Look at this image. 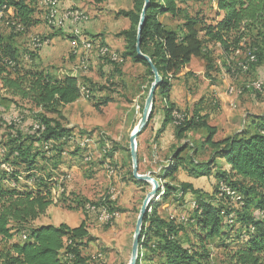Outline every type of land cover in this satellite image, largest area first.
<instances>
[{"label": "trees", "instance_id": "obj_1", "mask_svg": "<svg viewBox=\"0 0 264 264\" xmlns=\"http://www.w3.org/2000/svg\"><path fill=\"white\" fill-rule=\"evenodd\" d=\"M148 1L139 39L140 52L149 58L161 77L149 121L156 101L162 102L163 123L157 134L162 133L166 125H172L178 145L168 159L172 166L159 177L170 184H165L157 195L160 203L169 196L178 202L191 195L194 208L188 219L178 222L158 212L160 203H151L143 218L136 264H212L208 243L214 240L236 243V249H224L229 252L227 264H264V115L246 117L242 131L215 140L216 131L208 124V114L203 113L200 102L191 113H185L169 101L172 80L192 59L203 62L207 80L222 70L233 74L264 68V0H214L216 15L211 23H206L198 14L188 16L178 7L179 0ZM39 2L0 0V30L3 26L13 33L30 35V30L39 24L33 17L35 8L45 17ZM106 2L92 0L94 6ZM143 7L144 0H132L130 10L116 14L129 22L128 29L117 35L124 41L123 52L114 51L119 60H97L113 66L114 73L119 76L121 72L117 67L123 62L140 64L149 78L150 88L151 69L136 55L137 29ZM11 11L12 15H8ZM181 15L180 25L173 29L161 22L162 17L176 21ZM43 22L45 25L44 18ZM62 31L52 29L47 39L62 35ZM66 36L70 41L75 40L72 34ZM81 36L109 48L99 36L94 39L85 34ZM24 53L29 61L36 57V52L24 50ZM20 54L13 40L0 33V88L6 96L25 102L32 109L28 112L31 120L28 129L22 130L19 123L8 124L7 140L0 143V264H88L91 258L84 256L82 251L86 244L95 242V238L89 234L85 222L75 228L66 224L33 226V223L57 204L52 197L56 186L52 182L54 172L62 164L65 146L76 139L72 129L62 125L61 112L83 96L91 98L92 89L81 86L77 77L57 78L46 70L26 67ZM99 101L96 107L111 102L106 98ZM11 103L16 105L17 102ZM173 113H178L180 120ZM35 125L39 128L33 130ZM198 132H203L204 136L195 148L187 135ZM206 148L210 151L208 158L199 160V150ZM76 149L85 156L87 148ZM118 150L123 149L105 142L103 157L110 161ZM124 151L130 162L129 150ZM217 160L222 161L224 168L216 172ZM128 165V176L123 180L145 189L148 183L134 180L131 163ZM110 166L115 174L117 165L111 162ZM181 168L189 178H213L216 184L213 195L209 197L189 183H177L175 176ZM21 178L24 185L20 184ZM174 183L177 184L174 186ZM222 184L231 196L221 190ZM102 203L100 200L88 204L99 207ZM107 204L117 213L125 212L116 206V201L107 200ZM19 234L24 240L14 242Z\"/></svg>", "mask_w": 264, "mask_h": 264}, {"label": "rangeland", "instance_id": "obj_2", "mask_svg": "<svg viewBox=\"0 0 264 264\" xmlns=\"http://www.w3.org/2000/svg\"><path fill=\"white\" fill-rule=\"evenodd\" d=\"M62 1L63 0L56 1L54 6H45V8L42 4L39 5L44 9L45 13L50 10L57 17L54 28L47 26L46 22V26L44 25L43 18L45 19L46 14L44 17L43 12H41L39 8H35L33 17L39 24L30 30V35L13 33L11 29L3 26L1 27L0 33L6 36V38L13 40L22 58L27 56L24 50L33 49L31 43L32 39L39 38V40H41V37H43L48 43L36 51L37 55L44 47L49 46L51 38H47L50 37L52 29H61L63 30L62 32L69 35L75 33L74 31L76 29L69 25V21L65 29L64 23L58 22V19H64V12L71 9V11L78 12L85 18V20L77 26L80 37H82L81 34L84 35V30L81 27L87 23L96 22L98 14L105 15L106 19L111 17L112 20H104L100 23L97 22V26L89 30L91 34H94L99 30L98 26L101 25L103 27L101 30L104 32L105 39L111 44V35L107 33L114 25H121V23H123L122 20H120V23L115 20V18H120V16L118 17L116 14L122 10L128 11L132 8V0H108V2L105 3L106 9L99 8L100 6H94L90 0H73L75 5L71 4L70 6H62V4H60ZM178 5L188 16L198 14L206 23H211L215 20L216 11L214 0H179ZM181 18L183 19L182 15L178 20L173 21L168 17H162L161 22L167 28L173 29L177 25H180ZM87 37L93 38L94 36ZM109 50L116 56V61L119 60L114 51L111 49ZM71 51L72 45L70 43L69 55L67 56L68 61H70V57L74 59L76 71L79 74L80 85L89 87L92 89V93L91 98L83 96L76 104L65 107L61 112L62 118L60 121L62 125L72 129V133L77 140H85L86 145L84 148L87 149L85 156H83L80 151H77L75 142H70L65 146V155L63 159L72 157L74 159V164L72 165H74L75 170L71 173L62 170L64 166L68 165V162L65 161L63 162L64 166H60L54 172L55 176L52 182L55 183L56 186L53 191L57 196L52 194V197L57 204L49 207L44 216L38 218V225H75L78 223V219L81 215L85 216L95 233L108 242L109 250L107 252L112 255V258L116 259L114 264H128L139 209L145 196L151 191V185L148 184L147 187L141 191L142 195L139 200L136 201V207L134 208L131 228L125 236H119L120 231H117L116 222L112 225H109V223H99L97 215L89 213V207H84V205L88 203L95 204L101 200L103 203L97 207L98 212H101L102 209H106L112 212L114 214L113 216H119L118 219L120 218L121 213H116L114 210H111L107 204V200L110 201L109 193L115 189L117 195L112 202H117L124 192V186L119 188L116 186L117 182H114L115 174L120 175L121 169L119 165H117L115 174L111 176V172L113 171L110 166L111 161L103 157V145L106 142L110 143L112 146L119 147L123 145L125 149L129 148V137L142 117L144 103L148 95L147 91H149V78L146 76L145 69L141 65L134 64L128 60L117 67L120 72L123 71L124 73L120 76L114 73V67L111 65L108 66L109 68L107 67L106 71L101 68H94L91 61L96 60L98 62V56L94 48L88 52L84 51L83 48L80 49V56L85 58V67H83L81 65L83 61L79 63L78 56L72 55ZM63 59L64 58L55 59V61L51 63L52 65L43 68H47L46 71H52L54 74L57 73L58 76L63 77L64 74L62 73L65 71L59 72L61 70L60 67H63L61 63ZM100 59H102V57H100ZM237 59H239V57H237L236 60ZM21 61L26 67H29L32 62L25 59H21ZM79 64L82 67L81 69L79 68ZM202 71L204 72L202 61L200 59L193 60L192 64L188 66L187 72H183L189 74L188 77L180 76L179 79L176 78L172 80L174 89L172 97L174 101L179 103V110L185 113H191L194 109L193 106L200 102L203 107V113L208 114V124L216 131L215 140H220L228 136L230 137L242 131L243 127H245L244 122L246 117L264 115V68H260L256 72L250 69L244 72H234L233 74H227L222 70L219 74H213L214 76H212L211 80L205 79L203 73L201 74ZM256 83L261 84L262 87V89L259 88V90H254L257 93L250 91V89L247 90L248 87L251 88V85ZM83 87H81V93L85 95L86 91ZM104 98L109 99L111 102L107 106L100 105L96 107L95 104ZM11 102L17 103L16 105H12ZM163 108L164 104L160 101H156L152 119L149 121L147 128L143 130L141 135L137 138V144L140 137L144 139L146 130L150 124H152L153 120L157 118L159 110L162 111ZM31 110L28 104L13 100L9 96H6L0 88V143H4L7 140L9 131L6 126L15 119L20 120L18 121V126L22 130L28 129L31 124L28 112H31ZM21 116L23 117L22 120ZM202 136H204L203 132H198L196 134L190 133L187 135L188 140L193 143V147L195 148H198L202 143ZM145 137L147 140L144 144L148 143L150 140L149 134ZM142 149L146 150V147ZM209 152L207 148L199 150L197 155L198 159L205 161L210 154ZM137 154H140L139 147H137ZM170 155L171 153H168L166 156H163L162 158L164 159H162L159 158L157 154H154V157H149L148 164L143 163L142 167H138L139 174H149L153 177H158H154L159 185L157 194L164 189L165 184H170L168 180L164 182V180H160L159 178L160 176H164L166 170L172 166L171 162L168 160ZM141 156H143V154H141ZM124 157H126L127 161L126 167H129L128 164H130L131 161L129 162L127 154ZM141 158L143 159V157ZM221 163V160L216 161V172L219 171L220 168H224V165ZM181 170L184 171L182 168ZM127 176L128 173H126L124 177ZM179 176V173L178 175L176 174V181L177 183H182V177ZM22 179L23 178L19 180L21 185L24 183ZM195 180H197L195 184L197 189L208 193L207 195L209 197L213 195V190L216 185L213 178H200L199 180ZM177 183L173 185L175 186ZM72 184L74 188H71ZM93 184L98 185V191L94 188ZM30 185L31 184H29V186ZM193 200L194 197L187 195L184 200L177 202L175 198L169 196L166 201L160 203V196L157 195L152 200V203H160L158 212L163 217L172 218L179 222L191 216L192 207L194 208ZM92 206L96 207L95 205ZM33 226H37V223L34 222ZM183 227L186 228L187 226ZM238 227L237 225L235 229H238ZM224 231L228 232L226 229H224ZM23 240L20 234L18 236L16 235L13 239L14 242H22ZM97 240L98 239H95V241ZM223 243L227 244V242L219 240L208 243V248L211 249L212 253V264H227L226 254L229 252L224 249H236L237 247L235 245L236 243L227 245ZM91 245L92 246L86 244L84 250L99 249L96 248L93 242ZM1 250L2 244L0 242V251ZM97 254H101L102 258L95 260L93 257H96ZM104 254L105 252L103 253L102 250L94 253H87V257L91 258L88 264H93L95 261H98L96 264H103L102 260Z\"/></svg>", "mask_w": 264, "mask_h": 264}, {"label": "crops", "instance_id": "obj_3", "mask_svg": "<svg viewBox=\"0 0 264 264\" xmlns=\"http://www.w3.org/2000/svg\"><path fill=\"white\" fill-rule=\"evenodd\" d=\"M90 2L92 3V0H90ZM107 2H108V0H107ZM60 4H62V6H70L71 4L75 5L73 0H63L62 2H60ZM99 8L106 9L105 8V4L100 5ZM111 12H113V11H111ZM111 14H113V13H111ZM104 20H112V19H111V17L106 19L105 15L98 14L96 22L94 21V23L93 22L92 23H87V24L83 25V27H81V28L84 30V34H86L85 35L86 37L87 36H92V37L93 36L94 37L99 36V40L102 43H104L106 46H108L111 50H113V51H115V52H117L119 54L122 53L123 49H124V41H123L122 38L118 37L117 35L121 31L128 29V27H129L128 20L123 18V17L122 18L120 17L118 19L115 18V20L118 23H120V20H122L123 23H121V25H119V24L118 25H114L109 30V32L107 33L108 35H111V38H110V40L112 41L111 44L108 43V41L105 39L104 32H103V30H101V29H103V27L101 25L98 26L99 30H97V32H95L94 34H91L89 32V30L91 28H94V27L97 26L96 25L97 22L100 23V22H103ZM66 34L67 33L63 32L62 35H58V36L52 37L50 39L49 46L48 47H44L36 55L35 59L31 62L30 66L44 70L45 68H43V67H45V66L47 67L48 65H52L51 63H53L55 61V59L64 58L62 60V62H61L63 67H60L61 70L59 72H64L65 71L64 73H62V74H64L63 77L64 76H71V77L79 78V74L76 71V64H75L74 59L72 57H70L71 58L70 59L71 62H70V61H68V57H67L69 55L70 43H71L72 49H73V46H75V45L77 46V44H75V42H77V41L76 40H74V41L68 40ZM73 36L74 37L76 36V32L73 34ZM80 49H82V48L78 47L76 49V52L75 53L73 52V55L78 56L79 63L81 61L85 60V58L83 56H80V53H79ZM24 59L25 60H29L28 56H25ZM193 60H196V59H192L191 60V62L184 68L182 73L177 76V79H179L180 76L181 77L182 76H184V77H188L189 76L187 73H183V72H187V68H188V66H190L192 64ZM98 62L96 60H92L91 61L92 66L94 68L97 67L98 69L101 68L102 70L106 71L107 67L109 65L105 64V63H102V62H99V63ZM203 70H204V64H203ZM47 72L52 74V75H54L57 78H62V77L58 76L56 72H55L56 74H54V72H52V71H47ZM202 73H203V76H204V72L203 71L201 72V74ZM122 74H124L123 71L121 72V75ZM186 74H187V76H186ZM196 74H200V73H196ZM173 93H174V89H173V84H172V88H171L170 93H169V101H170V103L174 104L178 109H180L179 103L177 101L173 100V97H172ZM76 103L77 102H75V103H73L71 105H74ZM68 106H70V105H68ZM68 106H66V107H68ZM194 106H193V108H194ZM162 123H163V110L162 111L159 110V112L157 114V118L153 120L152 124H150V126L146 130L145 135H144V139H141V137H140L139 140H138L137 147H139V152H140L139 155L137 154L139 156L138 167L139 166L142 167L143 163L144 164H148L149 157L150 158L154 157V154H157V156H159V158H162L163 156H166L168 153H172L173 149L178 146L176 141L174 140L172 125H169V124L166 125L164 131L162 133H160V134H157L158 130L162 126ZM148 134H149L150 140L148 141V143L144 144V142L147 140L145 136H148ZM143 147H146V150L142 149ZM119 148L123 149V150H118L116 153H114V156H113V158L110 161L112 163H115L116 165H119V168L121 169L120 170V175H115L114 176V178H115L114 182L115 183L117 182L116 186H118L119 188H121V186H124L123 187L124 188V192L119 197L118 201L116 202V206L119 209H123L125 212L121 213L120 218L116 221V224H117V231H120L119 236H125V234L131 228V224H132V220H133V216H134L133 212H134V208L136 207V201H138L140 196L142 195V192H141L142 190H141V188H137L132 182H129L128 180H123V178H126L124 176L127 173V167H126L127 161H126V157H124L127 153L124 151L125 148H124L123 145H120ZM141 154H143V156H141ZM141 157H143V159ZM162 159H164V158H162ZM73 160L74 159L72 157H68V159H62V164L60 165L61 167L64 166L63 162H65V161L68 162V165L64 166V168L62 170L66 171L67 173L74 172L73 170H75V167H74V165H72V164H74ZM178 173L182 177V183H189L195 189H197V187L195 185L197 180H195L193 178H189L186 175L185 171H182L181 169H178L177 175H178ZM112 174H114L113 171L111 172V176H112ZM119 180H121V181H119ZM99 183H100V181H99ZM71 188H74L73 184L71 185ZM94 188L97 191L99 190L98 185H94ZM52 193L54 195V191H52ZM108 215L109 216H113L114 214L112 212L108 211ZM82 222H85V224H86V226L88 228L89 234L93 238L98 239L97 241H95L93 243L95 244L96 248H99V249H89V250H86V249L84 250L83 249L82 254L84 256H87L86 254L89 253V252L94 253L96 251L98 252V251L102 250L103 253L105 252L104 258L102 260V263L103 264H114L116 259L112 258V255H110V253L107 252L109 250L108 249V247H109L108 242L106 241V239L99 237L97 235V233H95V231L90 227L89 222L86 220L85 216L81 215L80 218L78 219V223L77 224H75V225H67V226H69L70 228H75L78 225H80ZM35 223H37V226L49 225V224H39L38 225V220H36ZM53 226H58V225H53ZM91 244L92 243H89L88 245L92 246ZM97 262L98 261H95L93 264H96ZM116 264H118V263H116Z\"/></svg>", "mask_w": 264, "mask_h": 264}, {"label": "water", "instance_id": "obj_4", "mask_svg": "<svg viewBox=\"0 0 264 264\" xmlns=\"http://www.w3.org/2000/svg\"><path fill=\"white\" fill-rule=\"evenodd\" d=\"M149 4L148 0H144V7L142 9L140 19H139V24H138V29H137V44H136V55L138 58L146 61L151 69V73L153 76V82L150 85L148 95L146 97L143 111H142V117L140 121L138 122L136 128L133 130L129 137V154H130V159H131V164H132V176L134 180L140 181V182H145L151 185V191L145 196L142 205L139 209V214L135 223V228H134V235L132 239V244H131V251H130V258L128 264H136L138 260V242L140 238V233H141V227L143 223V218L145 213L147 212L148 207L152 203V200L157 196V191L159 188L157 180L149 175H141L138 173V155H137V138L141 135L142 131L147 128L149 118L152 112V107H153V101H154V95L155 92L158 88V86L161 83V77L159 76L156 68L152 65L150 62L149 58L147 56H144L140 52V35H141V28L144 22V16H145V11L147 8V5Z\"/></svg>", "mask_w": 264, "mask_h": 264}, {"label": "bare ground", "instance_id": "obj_5", "mask_svg": "<svg viewBox=\"0 0 264 264\" xmlns=\"http://www.w3.org/2000/svg\"><path fill=\"white\" fill-rule=\"evenodd\" d=\"M40 3H43V0H40L39 5H40ZM44 4H45V6H52V5L54 6L56 4V1L44 0ZM71 13H73L75 15V17H76V20H75V17H68L69 25L76 29L75 30V32H76L75 40L77 42H75V44H77V46L76 45L73 46V52L75 53L76 49L78 47H82L83 50L86 51V52H88L89 50L94 48L95 51H96L97 56H98V50H101L103 52V54H100V57H102V58H110L111 61H115L116 60V56L109 50V48L100 46L98 43H95L93 40L82 38V37H80L78 35L77 26L82 21H77V20H85V18L81 14H79L78 12L71 11ZM45 14H46L45 22H46L47 26L54 28L55 27V22L57 20V17L50 10L46 11ZM0 16H1V14H0ZM36 42H40L39 38H33L32 39L31 43H32V48L33 49H35V47H36ZM84 63H85V61H83V64H81L83 67H85ZM81 65H79L80 69L82 68ZM251 88L253 90H259V86L256 85V84L251 85ZM173 116L176 118V113H173ZM35 129H38V128H35ZM83 141H85V140H83ZM85 145H86V142H85V144H82L81 147H79V148L80 149L84 148ZM221 190L223 192H225V193H229L228 189L225 188L224 186H221ZM101 212H106V214L108 215V211L106 209H102Z\"/></svg>", "mask_w": 264, "mask_h": 264}, {"label": "built area", "instance_id": "obj_6", "mask_svg": "<svg viewBox=\"0 0 264 264\" xmlns=\"http://www.w3.org/2000/svg\"><path fill=\"white\" fill-rule=\"evenodd\" d=\"M40 4H43V7L45 8V4H44V0H43V3H40ZM8 13V15H12V11L11 12H7ZM1 17H2V14H1V16H0V19H1ZM68 17H75V15L73 14V13H71V9H68V10H66L65 12H64V19H58V22L59 23H64V29H65V27H66V24L68 23ZM75 20H76V17H75ZM77 21H83V20H77ZM48 43V41L46 40V39H42L41 38V40H40V42H36V47H35V49H28V51L29 52H36L37 50H39L43 45H45V44H47ZM71 54L73 55V49H72V51H71ZM100 54H103V52L101 51V50H98V59H100ZM256 85H258L259 86V88L261 89V84H259V83H256ZM180 115L178 114V113H176V119L177 120H180ZM16 120V121H15ZM14 121H12V122H10V124L11 123H14V124H16V123H18V121H20V120H17V119H15ZM34 128H39L37 125H35L34 127H33V130H34ZM75 142V144H76V147H81V145L82 144H85V141H83V140H77V139H75V141H73V143ZM223 186H224V184H222ZM109 195H110V201H112L113 199H115V197H116V195H117V191H116V189L114 190V191H111L110 193H109ZM227 195H230L231 196V194H229V193H227ZM85 207H89V213H93V214H95V215H97V217H98V222L99 223H109V225H112L114 222H116L117 221V216H108L107 214H106V212H98V209H97V207H94V206H92L91 204H86L85 205ZM102 255L101 254H97L96 255V257H93L94 259H101L102 257H101Z\"/></svg>", "mask_w": 264, "mask_h": 264}]
</instances>
